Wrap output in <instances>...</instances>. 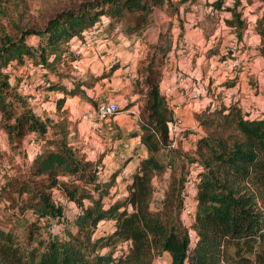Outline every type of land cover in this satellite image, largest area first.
<instances>
[{"label": "trees", "instance_id": "trees-1", "mask_svg": "<svg viewBox=\"0 0 264 264\" xmlns=\"http://www.w3.org/2000/svg\"><path fill=\"white\" fill-rule=\"evenodd\" d=\"M192 1L177 0L179 4ZM238 1L223 7L231 13L232 25L240 18L236 10ZM210 6L220 9L221 0L212 1ZM154 8L176 9L173 0H81L75 6L56 11L41 28L25 27L16 38L6 37L0 45V116L7 139L12 145L28 133L38 134L33 139L30 167L19 176L18 194L20 197L28 194V208L38 217L59 216L54 189L60 190L62 197L77 208L76 233H66L64 239L52 235L40 254L22 250L12 235L0 231L4 237L0 242V264H150L159 250L169 252L171 264H264V118L250 117L233 97L225 95L226 100L212 112L221 117L215 125L220 131L196 142L202 165L191 192L195 206L190 213L193 217L190 229L180 219L181 199L185 195L181 177L178 187L167 193L163 208L159 212L150 208L154 192L152 176L163 168L155 153L168 146V124L173 114L168 100L159 91L163 74L158 69L162 60L173 54L170 42L164 44L162 39L156 45L157 51L149 59L139 83L145 94L136 113L142 120L139 140L147 155L131 173L121 203L115 201L105 208L102 201L117 172L107 179L98 177V162L79 157L64 136L58 140L47 137L45 123L25 107L21 97L18 96L21 111H15L9 99L12 86L3 69L11 62L18 65L26 56L41 67L49 66L69 41H76L80 34L85 38V28L122 23L124 30L142 29ZM28 35L39 38L37 46L26 43ZM184 49L181 46L175 52L183 54ZM205 57L215 58L212 54ZM44 80L48 83L44 88L59 96L57 108L87 85L72 74L59 75L55 81L48 76ZM212 105L211 98L201 104L207 112ZM42 177L45 179H38ZM79 186H90V203L83 202ZM111 218L115 220L113 231L91 240L97 224ZM116 240L128 243V249L116 257L98 251Z\"/></svg>", "mask_w": 264, "mask_h": 264}, {"label": "rangeland", "instance_id": "rangeland-1", "mask_svg": "<svg viewBox=\"0 0 264 264\" xmlns=\"http://www.w3.org/2000/svg\"><path fill=\"white\" fill-rule=\"evenodd\" d=\"M80 1L3 0L0 4V45L6 37L16 38L25 27L41 28L56 11L75 6ZM212 1L194 0L179 4L173 0L176 9L164 11L163 8H154L147 25L134 31L124 30L122 23L102 24V27L94 25L91 29H84L85 38L80 34L79 39L64 45L62 54L49 66L41 67L24 56L18 65L13 61L3 69L12 86L9 99L15 111L23 109L19 96L25 107H29L45 123L47 137L58 140L64 136L79 157L82 155L86 161L98 162V177L107 179L112 172H117L112 188L102 198L105 208L112 202L123 201L126 181L131 178V171H135L126 164L131 158H138V162L143 158L140 157L143 153L138 142L142 135V120L136 111L143 104L145 91L139 83L149 59L157 51L156 45L161 44L160 40L163 39V43L170 42V47H174L173 54L166 56L158 68L164 78L160 83V93L169 82L175 95L178 96L181 91L185 95V89L194 83L197 86L196 83L206 79L207 94L213 100V105L207 112L201 106L202 97H199L196 101L198 105L184 107L185 113L177 115L182 120V126L175 147L167 146L155 153L163 168L152 176V211L159 212L163 208L167 193L171 188L178 187L181 177L183 191L188 193L181 197L180 219L190 229L189 223L193 219L190 213L195 206V199L189 193L193 190L190 191V185L186 183L198 179L196 174L202 165L196 142L202 136L220 131L215 125L221 117L212 112L218 110L217 107L226 100L223 99L225 95L237 98L239 102L241 99L248 106L258 94L261 100L264 99V85H259L260 81H264V0H237L236 10L240 13L238 20L241 25L239 21L232 25L231 13L223 8L232 6L235 0H221L220 9H213L210 6ZM183 39L187 41L181 45L185 46V52L176 53ZM25 41L35 47L39 38L28 35ZM209 54L215 58L205 57ZM127 57L130 63H122ZM209 58L213 59L211 64ZM130 64L131 69L112 73L120 65L125 68ZM260 71L261 79L257 78ZM63 74L80 76L87 85L83 86L82 91L67 97L62 106L57 108L59 96L42 88L40 83L47 76L55 81L57 76ZM181 76L189 79L179 86ZM114 95H118L117 99ZM108 99H115L119 113L114 119L100 120L92 112L97 103ZM182 101L180 106L185 104ZM84 103L86 106H83ZM127 107L134 113H126L124 108ZM1 123L0 116V231L12 235L13 241L22 250L40 254L52 235L64 239L66 233H76L74 217L77 208L59 192V195L54 194L55 204L60 206L58 217L52 218L51 214L38 217L33 214L28 208V194L20 197L16 185L20 181L19 176L30 167L29 157L35 146L28 143L38 134L28 133L19 143L10 145ZM99 123L103 128L97 126ZM105 125L110 129L104 128ZM92 137L95 143H92ZM123 169L126 170L125 175ZM78 191L84 195L83 202L90 203V186H79ZM114 227L113 218L101 220L91 240L109 235ZM1 241H4L2 235ZM127 249L128 243L116 240L98 248V251L116 257ZM150 264H171L169 252L159 250Z\"/></svg>", "mask_w": 264, "mask_h": 264}, {"label": "crops", "instance_id": "crops-1", "mask_svg": "<svg viewBox=\"0 0 264 264\" xmlns=\"http://www.w3.org/2000/svg\"><path fill=\"white\" fill-rule=\"evenodd\" d=\"M254 43H256L255 41H254ZM132 56H135L134 54L132 55ZM122 63H124V64H129L130 63V58L129 57H127L126 59L124 58L123 60H122ZM257 63V62H256ZM210 64H211V62H210ZM255 64V63H254ZM253 64V65H254ZM131 67H132V64H130V65H128V66H126L125 68L123 67V65H120L118 68H116V70L115 71H113L112 73L113 74H115L116 72H119V70H124V69H126V68H130L131 69ZM210 67H211V65H210ZM255 69V68H254ZM194 71H197V68H194ZM259 76L257 77V78H260L261 79V77H262V71H260L259 72ZM80 77V76H79ZM81 78V77H80ZM82 79V78H81ZM105 79V78H104ZM164 78H162V80H163ZM187 79H189V77H187L185 80H187ZM195 79H197V78H195ZM175 80V79H174ZM198 82V81H197ZM192 83V82H191ZM181 84H182V82H178V85L179 86H181ZM197 84V86L195 85V83L194 84H192V86H190V88L189 89H185L184 90V94L185 95H182V91H181V93H178L179 95L177 96V95H175V93H173V103H175L176 104V106H173V112L176 114V115H178L179 113H185V111L183 110V108L184 107H188V106H190V105H198L197 104V100L198 99H191V93H192V89H195L196 87H198L199 89H201L202 91H201V97H202V101L201 102H203V103H205V102H208L209 100H210V95H208L207 94V83H206V79H202L200 82H198V83H196ZM167 85H171V83H169L168 82V84ZM259 85L261 86H263L264 85V81H260L259 82ZM82 88H84L83 86H82ZM190 90V91H189ZM250 92V91H249ZM58 95V94H57ZM248 95H250V94H248ZM115 96V98L117 99V96L116 95H114ZM249 98H251V100H252V97H250V96H248ZM110 98V97H109ZM234 98V97H233ZM67 99V98H66ZM65 99V100H66ZM234 99H237V98H234ZM108 100H111V99H108ZM113 100H115V99H113ZM180 100L184 103L185 102V104H183L182 106H180L181 105V102H180ZM250 100V99H249ZM237 101H238V105L241 107V109H242V111H244V112H246V113H248V115L250 116V117H260L259 116V114H260V112L264 109V99H260V94H258L255 98H254V101H252V102H250L251 104H250V106H248L247 104L245 105V103H244V101L243 100H241L240 99V101L241 102H239V100L237 99ZM202 103V104H203ZM83 106H86V103H84L83 104ZM131 109V108H130ZM187 110V109H186ZM189 110H192V109H190V107H189ZM260 110V111H259ZM179 116V115H178ZM92 123V122H91ZM108 124V123H107ZM97 126H99L100 127V129L101 128H103V125L101 124V123H99V124H97ZM108 126H110L109 124H108ZM94 127V126H93ZM104 128H107V129H110V127H107L106 125H105V127ZM100 129H98V131H100ZM91 135H93L94 136V133H91ZM92 139H93V137H92ZM139 142V144H140V148H141V152L143 153V155H141L140 157L142 158V157H145V155H146V149H143L144 148V146H143V144L140 142V140L138 141ZM92 143H95V140L93 139V141H92ZM92 152V151H91ZM134 160V161H133ZM137 164H138V158H131L130 160H129V162L126 164V165H128V166H130L131 168H133V169H135L136 168V166H137ZM132 170V169H131ZM133 171V170H132ZM132 171H131V173H132ZM130 182V180H127L126 181V183H129ZM54 194H56V195H59V192H60V190H58V189H54ZM58 201H60L61 203H62V201L61 200H58ZM70 203V202H69Z\"/></svg>", "mask_w": 264, "mask_h": 264}, {"label": "built area", "instance_id": "built-area-1", "mask_svg": "<svg viewBox=\"0 0 264 264\" xmlns=\"http://www.w3.org/2000/svg\"><path fill=\"white\" fill-rule=\"evenodd\" d=\"M186 39L182 40V44H186ZM253 44V43H252ZM255 44H253L254 46ZM235 64V63H234ZM233 66V64H231ZM185 78H187L186 76H181L179 81L180 82H185ZM41 87L44 88L48 85V83H46L45 81H42L40 83ZM192 95H191V99H198L199 97H201V89H199L198 87H196L195 89H192ZM173 88L171 85H166L163 89V91L161 92L162 95H164V97L168 100L169 104H170V108L173 112V106H175L176 104L173 103ZM124 111L126 113H134V111L130 108H124ZM260 111V110H259ZM93 114L96 115V117L100 120H108V119H114L116 114L119 113V106L118 103L114 100H105V101H100L99 103H97L94 112H92ZM259 116L261 118H264V109L260 112ZM182 126V120L176 115V114H172V118L171 121L168 124V133H169V142H168V146L169 147H175L176 141L178 139V133L180 131V127ZM30 145L34 144V141L31 140L29 142ZM35 146V144H34ZM123 175L126 174V170L123 169L122 170ZM186 185H190V187L188 188L190 191L193 190V183L192 182H187ZM188 191H186L185 194H187ZM191 193V192H189Z\"/></svg>", "mask_w": 264, "mask_h": 264}]
</instances>
